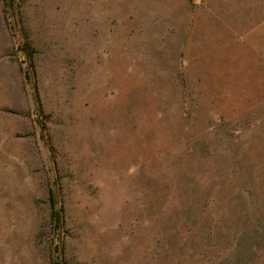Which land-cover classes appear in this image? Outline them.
Masks as SVG:
<instances>
[{"label":"rangeland","instance_id":"374dc122","mask_svg":"<svg viewBox=\"0 0 264 264\" xmlns=\"http://www.w3.org/2000/svg\"><path fill=\"white\" fill-rule=\"evenodd\" d=\"M13 6L0 264H51L53 185L64 264H264V0Z\"/></svg>","mask_w":264,"mask_h":264},{"label":"trees","instance_id":"16d2710c","mask_svg":"<svg viewBox=\"0 0 264 264\" xmlns=\"http://www.w3.org/2000/svg\"><path fill=\"white\" fill-rule=\"evenodd\" d=\"M10 11L14 10L13 0H3ZM29 82L32 81V73H27ZM34 97L37 103V111L41 112V105L36 83H32ZM50 220H51V264H64L66 244V212L57 185H53L49 191Z\"/></svg>","mask_w":264,"mask_h":264}]
</instances>
